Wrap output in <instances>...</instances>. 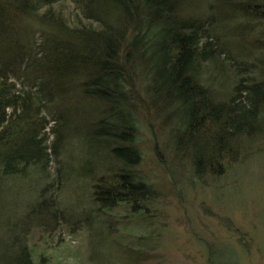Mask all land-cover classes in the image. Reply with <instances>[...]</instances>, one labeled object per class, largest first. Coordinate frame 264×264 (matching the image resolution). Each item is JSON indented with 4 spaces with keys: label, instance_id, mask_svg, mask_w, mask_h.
I'll use <instances>...</instances> for the list:
<instances>
[{
    "label": "trees",
    "instance_id": "1",
    "mask_svg": "<svg viewBox=\"0 0 264 264\" xmlns=\"http://www.w3.org/2000/svg\"><path fill=\"white\" fill-rule=\"evenodd\" d=\"M258 44L264 0H0V183L46 182L55 165L60 188L75 141L110 160L99 209H144L159 194L139 171L143 128L168 169L224 176L264 144ZM10 256L32 264L22 245Z\"/></svg>",
    "mask_w": 264,
    "mask_h": 264
},
{
    "label": "rangeland",
    "instance_id": "2",
    "mask_svg": "<svg viewBox=\"0 0 264 264\" xmlns=\"http://www.w3.org/2000/svg\"><path fill=\"white\" fill-rule=\"evenodd\" d=\"M161 141L159 130L140 131L139 171L159 199L136 212L99 209L94 186L110 160L86 161L75 141L62 157L73 171L60 188L55 165L46 182H1L0 264L19 245L32 264H264V144L224 176L199 181L168 169Z\"/></svg>",
    "mask_w": 264,
    "mask_h": 264
}]
</instances>
